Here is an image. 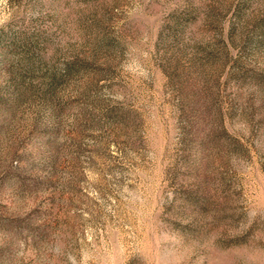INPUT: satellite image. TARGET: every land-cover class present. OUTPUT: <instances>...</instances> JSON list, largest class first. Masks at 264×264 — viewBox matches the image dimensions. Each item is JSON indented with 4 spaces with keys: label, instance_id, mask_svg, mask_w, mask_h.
I'll use <instances>...</instances> for the list:
<instances>
[{
    "label": "rangeland",
    "instance_id": "1",
    "mask_svg": "<svg viewBox=\"0 0 264 264\" xmlns=\"http://www.w3.org/2000/svg\"><path fill=\"white\" fill-rule=\"evenodd\" d=\"M0 264H264V0H0Z\"/></svg>",
    "mask_w": 264,
    "mask_h": 264
}]
</instances>
